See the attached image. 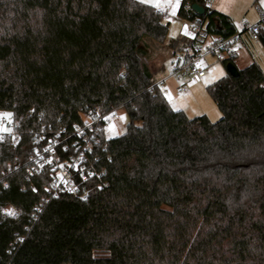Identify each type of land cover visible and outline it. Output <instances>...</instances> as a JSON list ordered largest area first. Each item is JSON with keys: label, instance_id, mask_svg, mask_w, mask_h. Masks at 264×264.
Masks as SVG:
<instances>
[{"label": "trees", "instance_id": "trees-1", "mask_svg": "<svg viewBox=\"0 0 264 264\" xmlns=\"http://www.w3.org/2000/svg\"><path fill=\"white\" fill-rule=\"evenodd\" d=\"M207 1L177 17L235 32ZM169 26L138 0H0V111L20 135L0 136V264H264V72L209 86L223 117L190 119L150 91L166 73L152 44L186 42ZM118 107L130 123L107 142L109 186L49 199L50 173L27 175L36 135Z\"/></svg>", "mask_w": 264, "mask_h": 264}, {"label": "built area", "instance_id": "built-area-1", "mask_svg": "<svg viewBox=\"0 0 264 264\" xmlns=\"http://www.w3.org/2000/svg\"><path fill=\"white\" fill-rule=\"evenodd\" d=\"M209 1H207L208 6ZM185 10L192 11L191 5H187ZM170 18V14L164 11L163 20ZM190 24L194 40L180 45L179 50L172 56L168 77L162 76L150 91H158L165 95L168 93L165 85L170 79L178 83L189 78L202 80L207 73L206 68L200 64L207 57L237 66L238 59L247 44L258 42L259 32L264 29V15L261 16L260 22L253 25L243 19L236 27V31L229 35L212 32L208 22L198 21ZM178 89L180 93H185L187 90L184 85H180ZM122 110V107H118L108 113L90 111L82 115V121L78 124L36 135L40 147L26 164L28 177L33 179L45 172L50 173L51 179L46 187L49 199L65 196L86 201L94 193L106 189L109 186L106 163L112 158L105 131L118 121ZM2 124L7 125L9 131L0 133V136L6 134L13 144L17 145L20 142L18 122L10 117L9 121L4 118ZM13 167H19V163H14ZM29 188L35 190L34 185L26 186L23 190L27 191ZM36 209L37 217L42 208L37 206ZM7 211L16 213L13 206Z\"/></svg>", "mask_w": 264, "mask_h": 264}, {"label": "rangeland", "instance_id": "rangeland-1", "mask_svg": "<svg viewBox=\"0 0 264 264\" xmlns=\"http://www.w3.org/2000/svg\"><path fill=\"white\" fill-rule=\"evenodd\" d=\"M164 11H170V19L166 20L169 23V39L184 40L191 42L194 40V35L190 29L191 24L188 21L182 20L177 17L178 10L182 0H165ZM210 0L209 6L212 10H217L228 15L233 24L237 27L243 19H246L250 24L260 22V7L264 9V0ZM152 50L158 62L155 66L164 64L166 73L163 74L168 77L172 64V55L164 47L158 44H152ZM253 62L258 63L264 72V47L258 42H249L241 53L237 67L239 69L249 66ZM206 68V77L202 80H195L189 78L181 82L175 80H168L166 82V89L168 93L165 97L169 101L172 108L184 111L190 119H195L202 116H207L211 123L218 122L222 117L217 104L211 97L208 87L219 82L221 79L229 76L227 66L222 61H218L213 57H207L201 64ZM180 85L186 86V92L180 93L178 87ZM10 120L8 112L0 111V133H8L7 125L2 124L3 119ZM130 123L129 115L126 111L122 110L119 113L118 121L114 122L105 131L107 140H111L122 136L126 133L127 127Z\"/></svg>", "mask_w": 264, "mask_h": 264}, {"label": "water", "instance_id": "water-1", "mask_svg": "<svg viewBox=\"0 0 264 264\" xmlns=\"http://www.w3.org/2000/svg\"><path fill=\"white\" fill-rule=\"evenodd\" d=\"M191 10L200 16L204 15L205 11H206V9L204 7H202L198 4H192ZM227 71H228L229 75L232 77H238L239 76V69L233 63L227 64Z\"/></svg>", "mask_w": 264, "mask_h": 264}, {"label": "crops", "instance_id": "crops-1", "mask_svg": "<svg viewBox=\"0 0 264 264\" xmlns=\"http://www.w3.org/2000/svg\"><path fill=\"white\" fill-rule=\"evenodd\" d=\"M138 1H141V2H144V0H138ZM175 1H177V0H175ZM183 1V0H182ZM182 1H181V4H182ZM166 1L165 0H147V2H144V3H146V4H149V5H152V6H154L156 9H158V10H160V11H162V12H164V3H165ZM259 2V1H258ZM180 7H181V5H180ZM180 9V8H179ZM169 14H170V11L167 9L166 10ZM214 11H217V10H214ZM260 17L262 16V15H264V9L263 8H261L260 7ZM178 12H179V10H178ZM217 12H219V11H217ZM219 13H222V12H219ZM222 14H224V13H222ZM224 15H226V14H224ZM226 16H228V15H226ZM229 17V16H228ZM173 56V55H172ZM174 109V108H173ZM176 110V109H175Z\"/></svg>", "mask_w": 264, "mask_h": 264}, {"label": "snow or ice", "instance_id": "snow-or-ice-1", "mask_svg": "<svg viewBox=\"0 0 264 264\" xmlns=\"http://www.w3.org/2000/svg\"><path fill=\"white\" fill-rule=\"evenodd\" d=\"M144 2H147V0H144ZM8 214H9V215H15V212H11V211H10Z\"/></svg>", "mask_w": 264, "mask_h": 264}]
</instances>
